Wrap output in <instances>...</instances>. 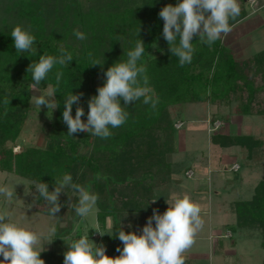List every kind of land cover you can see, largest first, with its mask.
<instances>
[{
	"label": "trees",
	"instance_id": "1",
	"mask_svg": "<svg viewBox=\"0 0 264 264\" xmlns=\"http://www.w3.org/2000/svg\"><path fill=\"white\" fill-rule=\"evenodd\" d=\"M116 2L101 0L81 8L77 0H0V12L6 13L0 24V171L29 182L34 199L37 195L34 203L37 212L48 217H52L48 205L38 197L33 181L47 183L52 191L56 177L70 173L74 182L98 195L96 222L101 230L106 231L110 221L113 235L121 228L140 234L149 214L154 209H165L170 176L186 173L185 167L169 159L172 160L179 146L175 142L176 131L182 128L174 127L176 114L186 104H205L212 111L208 125L213 127L218 119L227 122L224 110L236 102L235 113L238 110L237 117L241 120L264 117V108L256 114L251 110L255 98L264 93V55L237 61L222 43L223 34L211 46L194 37L192 61L180 67L163 38L164 22L158 15L164 6L175 5L178 0L134 1L123 8H118ZM243 2L238 0L241 13L230 20L231 27L246 17ZM18 23L29 26L35 37L36 55L16 52L10 33ZM74 30L85 33L87 39L78 40ZM138 39L145 44V53L138 63L147 67L148 86L158 99L156 108L145 105L142 98L129 106L121 101L129 116L124 125L110 128L111 137L101 139L84 132L77 138L69 136L62 122L64 98L70 92L83 93L80 106L85 111L82 119H87L88 100L98 94L97 88L105 82L104 72L118 60L126 61L127 52L134 49ZM61 47L72 54L73 61L66 68L55 65L38 87L46 90L49 84L55 86L56 71H63L56 95L60 106L54 110L53 122L48 124L45 146L26 147L15 153L8 146L15 143L28 119L32 96L29 90L32 75L26 69L38 61L39 55H60ZM92 60L103 65L90 66ZM5 96L11 99L8 105L3 103ZM76 107L74 104L73 116ZM209 142L221 150L237 148L249 160L264 161V139L254 132L228 135L216 132L209 136ZM85 148L89 149L87 154L82 153ZM69 195L75 194L69 191ZM68 199L61 194L62 208L55 218L66 221V226L56 227L50 248L41 252L45 264H63L67 251L63 239L81 236L84 222L68 207ZM77 202V196L73 197L72 204ZM229 207L235 229L260 234V248L264 250V175L249 198L233 201ZM88 234L90 239L93 231L89 229ZM97 244H103L106 254L113 257L119 255L117 247H123L118 237L109 235H104Z\"/></svg>",
	"mask_w": 264,
	"mask_h": 264
},
{
	"label": "clouds",
	"instance_id": "2",
	"mask_svg": "<svg viewBox=\"0 0 264 264\" xmlns=\"http://www.w3.org/2000/svg\"><path fill=\"white\" fill-rule=\"evenodd\" d=\"M240 13L238 0H178L175 5L164 6L158 15L164 22L162 35L169 46V51L172 56L178 58V66L183 67L192 61L194 37H198L201 43L211 46L222 34L227 35L231 32L229 22L235 20ZM139 32L140 28L138 35ZM73 34L78 40L87 39L85 33L79 30H74ZM10 35L17 53L37 54L38 50L34 47L35 37L30 30L16 26ZM144 45L143 40L138 39L134 49L127 52L126 61L118 60L104 72L105 82L97 88L98 94L88 100L86 122L82 120L85 111L80 106L83 93L70 92L64 98L62 122L67 125L69 136L74 137L75 134L84 132L101 139L111 137L110 128L124 125L129 116L121 101L123 105L129 106L142 98L145 105L156 108L158 99L154 98L153 90L148 86L147 67L143 63H138L145 53ZM88 55L91 58L92 53L89 52ZM71 61L72 54L61 47L60 55L42 54L39 55L38 61L29 64L26 72L31 73L33 80L29 90L38 93L33 95L30 103L40 111L41 107L45 106L52 114L59 108L56 95L64 75L62 70L55 73V86L49 84L43 94L37 89L55 65L66 68ZM96 65L103 64L98 60H92L90 66ZM10 100L5 96L3 103L8 105ZM74 104L77 105L75 116L72 115ZM99 178L97 174V179ZM53 183L54 190L50 191L47 183L33 181V188L38 197L48 205L49 215L58 217L57 213L62 208L60 196L62 193L66 194L71 201L73 198L69 195L71 191L77 196L78 202L75 205L70 202L68 207L73 208L75 216L81 222H86L96 208L98 195L74 182L70 173L57 176ZM29 194L31 192L26 193ZM0 196H3L5 201H12L16 193L7 186H0ZM36 198L37 195L34 203ZM166 203L168 208L162 214L156 209L153 210L140 234L135 231L125 232L121 228L113 235L101 230L98 225L95 227L94 231L101 237L108 234L118 237L122 242L123 247L116 249L118 256L107 255L105 246L94 243L88 235H82L77 239L71 237L63 239L67 245V251L63 254V264H185L183 253L192 247L197 233L204 226L201 207L187 195L174 199L171 204L168 201ZM56 231V227L53 226L49 229L48 235L54 236ZM40 242L41 234L13 223L8 211H0V256L3 257L0 264H45L40 255L44 250H38L37 247Z\"/></svg>",
	"mask_w": 264,
	"mask_h": 264
},
{
	"label": "rangeland",
	"instance_id": "3",
	"mask_svg": "<svg viewBox=\"0 0 264 264\" xmlns=\"http://www.w3.org/2000/svg\"><path fill=\"white\" fill-rule=\"evenodd\" d=\"M77 1H79L81 8L83 6L87 7L90 2L92 4L101 2V0ZM134 1L141 3L146 0ZM134 1L117 0L116 6L123 8ZM263 1L244 0L243 10H245L246 17L222 38V43L234 53L237 61L248 59L257 54L264 55V11L256 13ZM5 14L0 12V24H2L1 18L6 17ZM16 26L29 30V26L26 24L18 23ZM8 27L11 30L10 23ZM256 80L257 83L260 82L259 78ZM46 90L37 89L41 94ZM34 94L38 93L32 91L31 100ZM263 108L264 93L258 95L251 105L252 113L255 114ZM236 109L238 108L235 102L230 109L224 110L228 115L227 122L218 119L216 122L219 124V128L216 131L212 129V125H208L213 115H211L212 111L207 105L186 104L175 116V124L178 125L182 122L183 125L180 130L176 131L177 141L175 142H179V146H176V152L174 151L175 154L172 160L171 157L169 159L171 163H177L182 168L185 167L187 172L190 171L188 168H191L193 176L189 179L185 174L183 176L182 174L171 175L168 182L170 187L167 189L169 196L167 201L171 204L176 198L189 196L193 202L200 205L201 218L204 221L203 228L195 237V243L183 253V259L189 261L188 264H263L264 262V250L260 248L262 242L260 234L247 230L237 231L234 223L235 218L231 214L225 213L226 208H230L229 204L231 202L245 200L250 197L253 187L264 175V161L259 159L249 160L237 148L221 150L211 146L209 142V136L216 132L228 135L229 133L237 134L250 131L258 135V138L264 139V117L257 115V117H248L241 120L237 117L238 110L235 113ZM39 111L34 104L30 103L28 119L19 137L15 143L8 146L13 152L18 153L26 147L43 148L45 146L47 127L50 122H53L54 111L51 114L45 106H42L41 111ZM82 120L87 121V119ZM64 127L68 131L65 123ZM210 127L212 130L208 131ZM81 133L75 134L74 138H77ZM88 150V148H85L82 153L87 154ZM228 167H230V170ZM235 167H237V171H231ZM0 186H7L16 193L12 201H5L4 197L0 196V211H8L13 223L41 234V242L37 246L38 250L49 249L51 246L49 242L53 237L48 235L49 229L53 226L65 227L66 221L62 220L64 221L62 222L55 217H48L37 212L38 207L34 204V197L29 182L26 180L0 171ZM28 192H31V194L26 195ZM75 196L72 195V197ZM72 201L73 198L71 201L68 199L67 205ZM155 207H157V204ZM167 208L168 204L165 203V209L162 210L166 211ZM162 210L159 211L161 214L164 212ZM152 214L153 211L148 217ZM97 225L95 208L87 221L83 223L81 236H89L88 230L91 229L93 234L90 240L97 244L102 238L94 231ZM110 226L111 222L107 221L106 232L111 233ZM225 228H231L230 230L233 232L232 239H230L231 233L225 232ZM216 230L219 231V234L216 233ZM223 231L224 237L228 238L227 240L219 237ZM74 233H71V235H74ZM213 237L215 239L218 237L216 243ZM212 243L213 245H211ZM234 243L236 245L233 247ZM215 244L223 247L224 252H215ZM226 252L232 253L227 256ZM2 259L3 257L0 256V260Z\"/></svg>",
	"mask_w": 264,
	"mask_h": 264
},
{
	"label": "crops",
	"instance_id": "4",
	"mask_svg": "<svg viewBox=\"0 0 264 264\" xmlns=\"http://www.w3.org/2000/svg\"><path fill=\"white\" fill-rule=\"evenodd\" d=\"M259 11H260L261 13L264 11V1L260 3L259 10H258L256 13H259ZM235 26H237V25L235 24L234 26L231 27V29H233ZM225 38H226V37H225ZM200 105H205V104H200ZM188 170L191 171V168H188ZM225 213H227V214H228V213L231 214L227 208H226ZM231 215H232V214H231ZM232 216H233V215H232ZM233 218H234V217H233ZM234 223H235V221H234ZM226 231H228L229 233H231V235H230L231 238H230V239H232V238H233V237H232V233H233L232 230H230L229 228H225V232H226ZM216 233L219 234V231L216 230ZM219 237H220L221 239H223V240H224V239H226V240L228 239V238H225V237H224V231L222 232L221 235H219ZM213 239L215 240L214 242L216 243V240H218V237H217L216 239L213 237ZM232 243H233V242H232ZM211 245H213V243H212ZM235 245H236V243L233 244V247H234ZM224 250H225V249H224L223 247H219L217 244H215V250H214L215 252L217 251V253H223ZM217 253H216V254H217ZM226 253H227V256H228V255H230L232 252H226Z\"/></svg>",
	"mask_w": 264,
	"mask_h": 264
},
{
	"label": "built area",
	"instance_id": "5",
	"mask_svg": "<svg viewBox=\"0 0 264 264\" xmlns=\"http://www.w3.org/2000/svg\"><path fill=\"white\" fill-rule=\"evenodd\" d=\"M216 123H217V122H216ZM181 126H182L181 123H179L178 125L175 124V128H176V129H179ZM218 128H219V124L217 123V125H216V124L214 123V124H213V130H216V129H218ZM231 171L236 172V171H237V167L231 169ZM185 176H186L187 178L190 179V178L193 176V172H192V171H189V172L186 171Z\"/></svg>",
	"mask_w": 264,
	"mask_h": 264
}]
</instances>
